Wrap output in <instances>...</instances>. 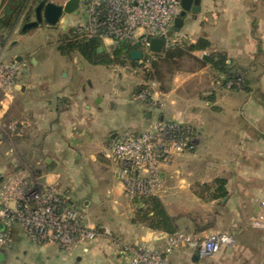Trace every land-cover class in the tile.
<instances>
[{"label": "crops", "instance_id": "0c3cea01", "mask_svg": "<svg viewBox=\"0 0 264 264\" xmlns=\"http://www.w3.org/2000/svg\"><path fill=\"white\" fill-rule=\"evenodd\" d=\"M198 1L197 12H186L182 27L170 33L178 40L174 47L194 45L201 38L206 47L182 57L191 61L190 66L172 73L169 88L148 81L133 89L112 75V90L99 92L83 89L72 75L65 80L57 75L40 79L33 71L30 77L31 59L14 53L17 41L9 46V36L0 30L7 40L4 60L20 67L13 96L2 99L0 124L6 115L25 113L32 144L28 160L34 167L30 176L44 184L57 183L85 222L99 232L95 241L66 253L55 245H28L15 228L0 251V264H126L128 248L146 243L163 249L169 234L133 221L140 208L123 194L117 167L106 157L112 140L130 130L142 131L155 120L183 124L197 138L192 150L164 170L166 192L158 200L179 225L166 206L169 200L189 193L193 182L203 185L224 179L227 195L211 203L220 201V213L227 221L220 231L192 237L228 232L233 239L208 259L201 260L194 249L181 246L171 260L264 264V228L249 223L264 200V0ZM2 17L8 16H0V26L7 24ZM25 33L21 29L20 35ZM58 52L67 66L77 68L78 53L69 58ZM220 58L224 68H213L210 61ZM239 77L240 87H227L228 78ZM147 85H152V97L160 106L134 98L135 90ZM17 122L21 124L20 117Z\"/></svg>", "mask_w": 264, "mask_h": 264}, {"label": "built area", "instance_id": "2783aa9c", "mask_svg": "<svg viewBox=\"0 0 264 264\" xmlns=\"http://www.w3.org/2000/svg\"><path fill=\"white\" fill-rule=\"evenodd\" d=\"M87 23L76 28L85 38L99 37L115 44L137 47L141 53L137 63L149 71L157 53L151 41H162L163 50L174 47L178 40L171 35L174 21L182 12L180 0H87ZM6 38L0 31V106L13 96L20 73L17 63L4 60ZM154 82H152V85ZM241 78L227 83L228 88L240 87ZM152 85L134 94V98L151 107L160 103L152 97ZM192 129L165 120L150 122L142 131H128L109 144L106 157L117 167L123 194L137 208H144L149 198H163L166 187L164 170L181 154L192 150L196 143ZM249 223L264 228V200ZM38 246L55 245L62 252L72 253L99 236L71 204L69 195L57 183L38 182L26 170L8 174L0 182V251L5 249L12 231ZM228 232L213 233L204 238L175 232L168 235L163 249L143 243L127 249L126 264H177L171 260L173 251L181 246L192 248L201 260L230 246Z\"/></svg>", "mask_w": 264, "mask_h": 264}, {"label": "rangeland", "instance_id": "374dc122", "mask_svg": "<svg viewBox=\"0 0 264 264\" xmlns=\"http://www.w3.org/2000/svg\"><path fill=\"white\" fill-rule=\"evenodd\" d=\"M45 1L63 5L67 0ZM9 2L11 0H2L0 3V16L6 12L5 9ZM37 4L36 0H21L20 7L13 12L9 20H7L8 17H2L6 18L7 21L5 23L7 24L1 22L0 26V30L10 38L9 46L11 41H17L12 51L16 54L21 53L26 57L29 56L31 59L27 63V66L31 67L30 77L33 71L40 79H49L53 75H57L61 80H65L67 75H72L75 80L84 84L82 86L83 89L99 92L112 90V75L117 76V78L114 77L115 80L120 78L123 83L129 85L131 88L133 87V89L143 83L146 84L149 81L146 80L148 74L155 77L157 69L152 64L148 73L137 62L133 66L127 63L122 67L112 65L107 69L104 66L91 65L79 56V64L76 69L72 66H67L66 59L58 52V47L56 48L55 43L57 44L59 40L69 36L72 29L84 26L87 23L85 10L89 6V2L87 0H80L79 13L76 16L63 14L60 22L55 26H49L42 22L32 29L25 30L27 33L20 35L23 26L35 20L34 9ZM13 31H15L14 35H11ZM76 33L73 32V35L83 38L82 34ZM103 44L107 51H111L114 45L109 40H104ZM32 60H35L36 64H33ZM173 62L168 67L162 65L160 68L162 74L161 79L158 81L160 82V88H169L172 73L178 69L183 70L188 68L191 63L188 58L176 59ZM7 110L9 109L7 108ZM18 117L22 120L21 124L17 122ZM26 119L27 117L24 112L22 114L6 115L0 124V182L5 176L17 170H26L34 176V167L28 160V148L32 144L29 140L31 132L29 131L30 128ZM100 156L102 155L99 154ZM201 185L202 183L199 181L193 182L190 185L189 193L184 194L179 199L172 200L171 198L170 202L166 205L169 211L171 213L174 212L177 216L179 224L177 225L178 232L181 231L184 234L202 237L210 232L220 231L227 221L226 217L220 213V201H215V204H212L209 200V195L200 191ZM211 226L217 228L211 231L204 230ZM23 242L28 245L32 244L41 247L33 244L25 237H23Z\"/></svg>", "mask_w": 264, "mask_h": 264}, {"label": "trees", "instance_id": "16d2710c", "mask_svg": "<svg viewBox=\"0 0 264 264\" xmlns=\"http://www.w3.org/2000/svg\"><path fill=\"white\" fill-rule=\"evenodd\" d=\"M38 3L45 0H36ZM47 2V1H46ZM50 2V1H49ZM21 0H11L5 9V16H8L7 20L12 17L14 11L20 7ZM76 29L71 30V34L59 40L57 43L58 50L65 56L69 57L72 53H78L85 61L92 65H103V66H124L125 64L136 65L135 61H131L130 53L131 51L137 49V47H132L127 44H115L113 45L111 51H107L104 48L103 41L99 37L91 38H79L76 35ZM77 34V33H76ZM206 47V42L201 38L196 44L190 46H176L167 48L162 55L156 56L155 60L152 62V66L156 68L155 77L148 74L146 80L149 81H159L161 79L160 68L162 65L170 66V63H174L176 59H181L187 54V52L204 49ZM98 49L101 51L99 52ZM209 57L205 58L208 60ZM211 65L215 69L224 68L223 59L220 58L216 62L210 61ZM148 73L150 72L147 71ZM151 79V80H150ZM229 81L234 79L228 78ZM145 87H139L135 90V93L141 92ZM225 180L217 178L213 182L208 184H203L200 186V191L205 192L209 195V200H219L227 195L225 190ZM133 221L143 223L151 230H157L164 232L166 234H173L177 232L176 219L171 217L165 210L164 206L157 198H149L146 201L144 208L137 209Z\"/></svg>", "mask_w": 264, "mask_h": 264}, {"label": "water", "instance_id": "95a60500", "mask_svg": "<svg viewBox=\"0 0 264 264\" xmlns=\"http://www.w3.org/2000/svg\"><path fill=\"white\" fill-rule=\"evenodd\" d=\"M80 0H67L63 5H57L52 2L40 1L35 7V20L25 24L22 28L23 31L32 29L38 26L42 21L49 26L57 25L63 14L66 15H77L79 9ZM180 5L182 12L178 18L174 21V26L172 30L177 32L179 28L182 27L183 18L185 13L191 10L196 13L198 10L199 1L198 0H180ZM151 49L160 54L163 52L162 41L154 39L150 44ZM100 52L101 50L98 49ZM131 60L138 61L141 58V53L138 50H133L130 53ZM1 261V259H0Z\"/></svg>", "mask_w": 264, "mask_h": 264}, {"label": "flooded vegetation", "instance_id": "af4514ba", "mask_svg": "<svg viewBox=\"0 0 264 264\" xmlns=\"http://www.w3.org/2000/svg\"><path fill=\"white\" fill-rule=\"evenodd\" d=\"M34 10H35V9H34ZM34 19H35V11H34ZM42 22H43V21H42ZM42 22H41V23H42ZM41 23H40V24H41ZM40 24H39V25H40Z\"/></svg>", "mask_w": 264, "mask_h": 264}]
</instances>
